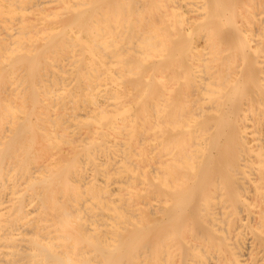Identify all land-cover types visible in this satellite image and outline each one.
Wrapping results in <instances>:
<instances>
[{"label": "bare ground", "instance_id": "1", "mask_svg": "<svg viewBox=\"0 0 264 264\" xmlns=\"http://www.w3.org/2000/svg\"><path fill=\"white\" fill-rule=\"evenodd\" d=\"M0 264H264V0H0Z\"/></svg>", "mask_w": 264, "mask_h": 264}]
</instances>
